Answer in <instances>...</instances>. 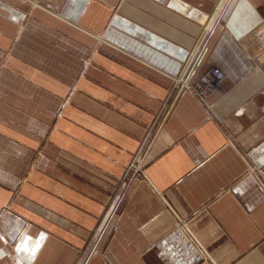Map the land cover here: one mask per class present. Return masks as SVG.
Returning a JSON list of instances; mask_svg holds the SVG:
<instances>
[{"label": "crops", "instance_id": "crops-1", "mask_svg": "<svg viewBox=\"0 0 264 264\" xmlns=\"http://www.w3.org/2000/svg\"><path fill=\"white\" fill-rule=\"evenodd\" d=\"M220 1L0 0V264H264V0Z\"/></svg>", "mask_w": 264, "mask_h": 264}, {"label": "built area", "instance_id": "built-area-1", "mask_svg": "<svg viewBox=\"0 0 264 264\" xmlns=\"http://www.w3.org/2000/svg\"><path fill=\"white\" fill-rule=\"evenodd\" d=\"M205 43L206 42H204V44ZM202 48H204V46H202ZM202 48L200 49L198 53H196V55L192 58V60L197 61L198 56H200V52ZM196 65H197V62L196 64L195 63L192 64L189 70L185 71V74L183 76L175 77L174 85L177 86L176 94L180 93L181 91H188L194 94L205 106L207 105L210 106L207 103L209 96L215 91L217 85L224 79L225 74L218 66L214 64H210L205 70H203L199 74L198 78L195 81H191L190 75L192 71L196 68ZM152 131H153V128L151 127L148 130L146 137L142 141V144H145L148 139V145H149L150 143L149 138L151 137ZM155 134L153 135V137L155 136ZM144 156H145V153H144ZM143 159L144 158L143 157L140 158L138 154L134 156L133 160L127 167V170L125 173V175H130L129 180L139 179V178L143 179L145 177L144 169L142 168Z\"/></svg>", "mask_w": 264, "mask_h": 264}, {"label": "rangeland", "instance_id": "rangeland-1", "mask_svg": "<svg viewBox=\"0 0 264 264\" xmlns=\"http://www.w3.org/2000/svg\"><path fill=\"white\" fill-rule=\"evenodd\" d=\"M228 5V4H227ZM227 5H226V8H227ZM226 8H225V10H226ZM225 10H224V12H225ZM216 12V7H215V9H214V13ZM223 12V13H224ZM209 28H210V26H204V28H203V31H202V33H201V35H200V37L197 39V43H196V46L195 47H193V49L191 50V52L189 53V55H188V57H187V59H186V61L184 62V64H183V67H182V71L181 72H179L177 75H173L172 76V78H173V80H172V84H171V89L172 90H176V88H177V86H175L174 85V80H175V77H181V76H183L184 74H185V71L187 70H189V68L191 67V65L192 64H196V62L198 63V61H199V58H200V56H201V54H202V52H203V48H202V46H204L205 44H204V42H205V40L208 38V35H209ZM202 48V50H201V52H200V56H198V59H197V61H195V60H192V58L196 55V53H198L199 51H200V49ZM195 61V62H194ZM197 66V65H196ZM185 68V69H184ZM67 98L68 97H66L65 99H64V101H63V104H62V106H64L66 103H67ZM62 115V108H59L58 110H57V112H56V114H55V117L56 118H58V117H60ZM38 153H40L41 154V152H40V150H38L37 151V154ZM127 170V169H126ZM126 172V171H125ZM124 178H127V179H125L126 181H132V180H129V178H130V175H125L124 174ZM127 182V183H128Z\"/></svg>", "mask_w": 264, "mask_h": 264}, {"label": "bare ground", "instance_id": "bare-ground-1", "mask_svg": "<svg viewBox=\"0 0 264 264\" xmlns=\"http://www.w3.org/2000/svg\"><path fill=\"white\" fill-rule=\"evenodd\" d=\"M228 0H221L217 5L216 13H223L224 8L226 7Z\"/></svg>", "mask_w": 264, "mask_h": 264}]
</instances>
